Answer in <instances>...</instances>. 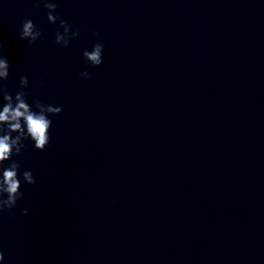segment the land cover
<instances>
[{"label":"clouds","instance_id":"obj_1","mask_svg":"<svg viewBox=\"0 0 264 264\" xmlns=\"http://www.w3.org/2000/svg\"><path fill=\"white\" fill-rule=\"evenodd\" d=\"M34 2L36 7L43 3L49 23H57L59 17L56 0H34ZM59 27L63 31L57 30L54 40L58 46L68 47L71 40L80 34L78 29L73 30L69 21L60 19ZM41 36L40 28L31 19L22 21L19 29L21 40H26L31 46L41 39ZM4 47L5 45L0 42V50ZM103 48V43L97 42L90 51L85 50L83 52L85 61L93 67L100 66L103 63ZM10 67L8 59L0 55V99L3 101L0 107V214L7 212L11 216L17 201L24 197L21 191V179L26 185L36 183L31 170L20 173L21 164L13 157L21 156L22 151L27 147L24 143L27 140L33 142L34 150L44 151L50 142V129L53 123L50 117L61 114L63 108L43 103L38 98H34L30 105L27 100L29 93L25 91L29 85L27 76L20 77L19 90L13 96L2 83L8 79ZM80 76L84 79L90 78L87 71H82ZM8 161L11 163L5 167V162ZM23 214L27 215L28 209H24ZM4 259V253L0 251V264H3Z\"/></svg>","mask_w":264,"mask_h":264}]
</instances>
